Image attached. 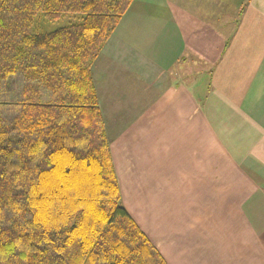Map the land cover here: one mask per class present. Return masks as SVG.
Returning a JSON list of instances; mask_svg holds the SVG:
<instances>
[{
    "label": "crops",
    "instance_id": "1",
    "mask_svg": "<svg viewBox=\"0 0 264 264\" xmlns=\"http://www.w3.org/2000/svg\"><path fill=\"white\" fill-rule=\"evenodd\" d=\"M115 62L128 78L151 72L136 79L142 104L106 101ZM96 63L104 120L119 108L138 116L127 132L147 122L146 198L140 183L126 195L118 155L115 168L166 263L264 264V0H134Z\"/></svg>",
    "mask_w": 264,
    "mask_h": 264
},
{
    "label": "trees",
    "instance_id": "2",
    "mask_svg": "<svg viewBox=\"0 0 264 264\" xmlns=\"http://www.w3.org/2000/svg\"><path fill=\"white\" fill-rule=\"evenodd\" d=\"M133 1L0 0V264H167L121 204L93 73Z\"/></svg>",
    "mask_w": 264,
    "mask_h": 264
},
{
    "label": "rangeland",
    "instance_id": "3",
    "mask_svg": "<svg viewBox=\"0 0 264 264\" xmlns=\"http://www.w3.org/2000/svg\"><path fill=\"white\" fill-rule=\"evenodd\" d=\"M66 24H68L67 19H59L56 21L55 27H63ZM144 38H147V36L144 35ZM96 62H95V65L97 64ZM119 71L120 70H118L116 62H115L114 67H112L109 72V78H108V84L114 83V87L110 91L109 90L104 91L106 93V97H105L106 101L109 103V105H111V107H113V103L122 104L121 108H123L125 105V110L128 106L132 107L133 104L137 102L142 101L141 102L142 104L146 100L145 93H146L147 84H144L143 82L140 83L138 81H144L146 77L150 76L151 72L149 70H146L144 74L136 75L134 73L133 76L129 75V78H128L127 77L128 75L123 76V74H121ZM140 72H142V70ZM95 75L97 76V74ZM138 75L139 76L143 75V76L139 77ZM120 92H122V94ZM144 106L146 107V103ZM133 110L135 109H132V112H131L132 116H130V114H127V116L117 115V114H120L119 108H117L113 113L106 112L107 115L105 118V124L108 129L107 139L110 144V151H111V156H112V160L114 163V167L116 163L115 162L116 156L118 155L117 158L119 159L121 158L119 165H120L121 172L123 171V168L125 171V176H126L125 181H126V188H127L126 195L128 196L129 193H131V196H132V190H131L132 186L135 183H140L143 191L145 192L144 198H146V189H147L146 188L147 187L146 177L140 178V179L136 178V175L138 174L136 173V171H138L137 169L138 167L137 160L139 158L138 155L140 154V150H143L144 148L137 147L136 143H139L141 146L145 144V149H146L147 122L146 121L141 122L139 124L140 127L136 130V133L132 131L131 129L132 127L127 132L126 131L127 127L129 128L130 125L133 126L135 123L139 121V119H137L138 116L133 114ZM108 111H110V109H108ZM136 113L139 115L140 113H142V110L137 111ZM108 114H114V115L109 116ZM143 155L144 156L140 158V160L145 162L143 164L142 174H146V154H143ZM115 171H116V168H115ZM119 179L121 183L123 184V179L122 178H119ZM124 201H126V196L124 197ZM124 201H123V196L121 195V204L124 207H126L125 206L126 204ZM142 203H144L143 200H142ZM134 212L138 213L140 217H143L146 219L147 210L144 207H142V205L137 206Z\"/></svg>",
    "mask_w": 264,
    "mask_h": 264
}]
</instances>
